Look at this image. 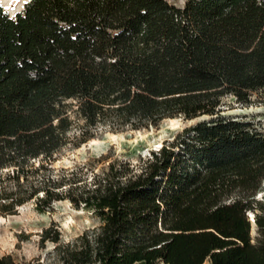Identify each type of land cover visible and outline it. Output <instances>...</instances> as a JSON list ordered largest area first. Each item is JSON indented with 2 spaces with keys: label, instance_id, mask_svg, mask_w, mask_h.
<instances>
[{
  "label": "trees",
  "instance_id": "1",
  "mask_svg": "<svg viewBox=\"0 0 264 264\" xmlns=\"http://www.w3.org/2000/svg\"><path fill=\"white\" fill-rule=\"evenodd\" d=\"M263 88L264 0L0 4V216L31 200L92 211L72 240L42 230L60 264H264V132L221 113ZM176 115L206 117L138 164L54 165L101 127Z\"/></svg>",
  "mask_w": 264,
  "mask_h": 264
},
{
  "label": "rangeland",
  "instance_id": "2",
  "mask_svg": "<svg viewBox=\"0 0 264 264\" xmlns=\"http://www.w3.org/2000/svg\"><path fill=\"white\" fill-rule=\"evenodd\" d=\"M25 1L27 0H0V4L9 13L14 14L21 9ZM170 1L181 6L185 0ZM221 103L222 114L250 119L257 129L264 132V88L252 92L246 102L237 100L232 94H227L223 96ZM205 117L204 115L195 118L169 116L161 120L158 125L137 129L130 126L118 130L101 127L96 131L94 138L91 137L93 139L89 138V141L78 147H64L54 165L68 167L76 162L82 163L92 159L93 165L99 168L103 162L98 159L106 155L107 159L126 158L138 164L141 158L149 156L152 149L159 147L166 140L173 139L185 125ZM114 134L116 136H113ZM52 204L40 212L36 209L35 202L31 200L23 204L25 205L23 208L20 206L17 213H11L16 216L3 215L2 217L6 218H0V255L11 254L20 262L39 259L43 264H60L56 253L53 252L55 243L46 240L42 245L40 237L42 230L47 226L55 225L62 239L68 241L74 239L83 230L99 223L92 211L82 207L77 208L67 199ZM202 264H209L208 259Z\"/></svg>",
  "mask_w": 264,
  "mask_h": 264
},
{
  "label": "water",
  "instance_id": "3",
  "mask_svg": "<svg viewBox=\"0 0 264 264\" xmlns=\"http://www.w3.org/2000/svg\"><path fill=\"white\" fill-rule=\"evenodd\" d=\"M248 215H249V218H250V221H251V229H250V231L254 232V228H255L254 218H253L252 215L249 214V212H248Z\"/></svg>",
  "mask_w": 264,
  "mask_h": 264
},
{
  "label": "bare ground",
  "instance_id": "4",
  "mask_svg": "<svg viewBox=\"0 0 264 264\" xmlns=\"http://www.w3.org/2000/svg\"><path fill=\"white\" fill-rule=\"evenodd\" d=\"M113 136H116V134H114ZM24 206H25V205H24ZM24 206H23V207H24ZM23 207H21V208H23ZM20 211L22 212V209H21ZM249 214L252 215L251 212H250ZM11 216H16V215H10V217H11ZM252 216H253V215H252ZM17 217H19V216H17ZM0 218H6V217H2V216H0ZM3 236H4V235H3ZM0 238H1V237H0ZM0 241H1V240H0Z\"/></svg>",
  "mask_w": 264,
  "mask_h": 264
}]
</instances>
